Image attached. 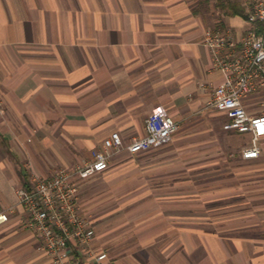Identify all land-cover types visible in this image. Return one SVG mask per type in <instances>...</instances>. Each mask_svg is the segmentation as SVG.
Returning <instances> with one entry per match:
<instances>
[{
  "label": "crops",
  "instance_id": "crops-1",
  "mask_svg": "<svg viewBox=\"0 0 264 264\" xmlns=\"http://www.w3.org/2000/svg\"><path fill=\"white\" fill-rule=\"evenodd\" d=\"M250 10V0H0V264H49L15 194L29 174L48 179L90 162L113 132L128 145L157 106L179 125L170 140L115 153L107 171L77 185L81 204L102 174L128 189L130 233L72 246L71 264H264V138L259 157L245 160L251 135L204 111L224 78L203 34L240 39ZM243 104L263 115L264 89ZM108 240L126 246L97 261Z\"/></svg>",
  "mask_w": 264,
  "mask_h": 264
},
{
  "label": "built area",
  "instance_id": "built-area-1",
  "mask_svg": "<svg viewBox=\"0 0 264 264\" xmlns=\"http://www.w3.org/2000/svg\"><path fill=\"white\" fill-rule=\"evenodd\" d=\"M250 1L246 19L250 28L243 37L238 39L221 29H209L203 34L212 68L224 78L222 85L213 87L204 111L223 113L228 118L224 130L251 135V146L242 151L245 160L259 157V142L264 138V114L250 115L243 104L246 97L264 89V0ZM178 131V123L165 107L157 106L145 120L144 135L128 145L123 144L118 132H113L92 153L90 162L59 171L48 179L35 176L28 189L15 190L28 217L25 226L40 239L39 249L47 254L49 264H71L72 246L87 249L96 235L79 202L78 183L107 171L113 154L122 150L131 154L147 151L170 140ZM7 212H0V224L8 221ZM106 257L101 254L96 260Z\"/></svg>",
  "mask_w": 264,
  "mask_h": 264
},
{
  "label": "rangeland",
  "instance_id": "rangeland-1",
  "mask_svg": "<svg viewBox=\"0 0 264 264\" xmlns=\"http://www.w3.org/2000/svg\"><path fill=\"white\" fill-rule=\"evenodd\" d=\"M98 149H100V147H98ZM79 164H76L75 166ZM29 169L30 165L28 164L27 167H25V170ZM34 177L35 176L29 174L30 179ZM115 182L116 180H113L107 174H102L91 179L83 187L84 192L82 193V198L84 202L81 206L83 211H87L95 220H97L96 235L98 245H101L104 242L107 235L115 237L116 233L119 235L130 233V228L133 223L131 213L129 211L132 209L130 207L131 196H127L125 194L128 189H121V187L118 188L115 185ZM226 202L227 201L222 204H226ZM122 203H124L122 211L117 210V207L121 206ZM207 228L208 227H205V230H210V227L208 229ZM227 230L228 229L226 228L220 229L221 235L225 238L231 235ZM239 235L242 236L243 232ZM108 241L106 252L107 258L111 260L118 254V249L125 244H119L116 246L115 243H113L114 240Z\"/></svg>",
  "mask_w": 264,
  "mask_h": 264
},
{
  "label": "trees",
  "instance_id": "trees-1",
  "mask_svg": "<svg viewBox=\"0 0 264 264\" xmlns=\"http://www.w3.org/2000/svg\"><path fill=\"white\" fill-rule=\"evenodd\" d=\"M244 18H245V19H247V17H246V16H244Z\"/></svg>",
  "mask_w": 264,
  "mask_h": 264
}]
</instances>
